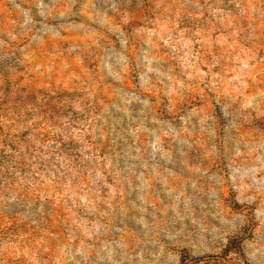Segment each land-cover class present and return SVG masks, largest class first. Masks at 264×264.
<instances>
[{
	"label": "clouds",
	"instance_id": "clouds-1",
	"mask_svg": "<svg viewBox=\"0 0 264 264\" xmlns=\"http://www.w3.org/2000/svg\"><path fill=\"white\" fill-rule=\"evenodd\" d=\"M0 13V264H264V0Z\"/></svg>",
	"mask_w": 264,
	"mask_h": 264
},
{
	"label": "rangeland",
	"instance_id": "rangeland-1",
	"mask_svg": "<svg viewBox=\"0 0 264 264\" xmlns=\"http://www.w3.org/2000/svg\"><path fill=\"white\" fill-rule=\"evenodd\" d=\"M81 2H82V0H81ZM77 7H79V5ZM133 7H134V5H133ZM4 20H5L4 15L2 13H0V23H3ZM47 210L52 212L53 214H57V213L62 214L61 209L58 207H55V206H49ZM49 219H51V217H49ZM225 251H226V249H223L221 251L220 256L216 259V264H228V253L229 252H225Z\"/></svg>",
	"mask_w": 264,
	"mask_h": 264
},
{
	"label": "trees",
	"instance_id": "trees-1",
	"mask_svg": "<svg viewBox=\"0 0 264 264\" xmlns=\"http://www.w3.org/2000/svg\"><path fill=\"white\" fill-rule=\"evenodd\" d=\"M230 251V249H226V251L225 252H229Z\"/></svg>",
	"mask_w": 264,
	"mask_h": 264
}]
</instances>
